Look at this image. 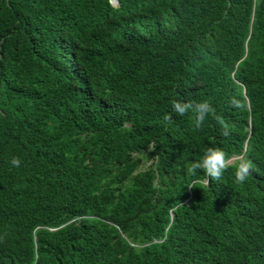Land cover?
<instances>
[{
  "label": "trees",
  "instance_id": "1",
  "mask_svg": "<svg viewBox=\"0 0 264 264\" xmlns=\"http://www.w3.org/2000/svg\"><path fill=\"white\" fill-rule=\"evenodd\" d=\"M0 264H264V0H0Z\"/></svg>",
  "mask_w": 264,
  "mask_h": 264
},
{
  "label": "clouds",
  "instance_id": "2",
  "mask_svg": "<svg viewBox=\"0 0 264 264\" xmlns=\"http://www.w3.org/2000/svg\"><path fill=\"white\" fill-rule=\"evenodd\" d=\"M232 103L236 106H240L235 100ZM172 107L173 110L181 116L185 115L189 110L193 111L195 113L196 128H200L202 126L206 115L210 113L214 114V109L207 101L199 102L196 104V107L193 108L192 103H181L179 100H176L172 102ZM165 119L171 120V117L166 116ZM217 119H219V122L224 125V134L228 135V126L221 118ZM13 163L18 165V159L14 158ZM229 167L235 168L234 175L237 183H244L253 172L252 161L246 156L242 155L233 160L219 147H209L206 149L202 159L194 161L189 171L194 175L198 169L203 170L208 178L219 181L222 178L223 173Z\"/></svg>",
  "mask_w": 264,
  "mask_h": 264
},
{
  "label": "water",
  "instance_id": "3",
  "mask_svg": "<svg viewBox=\"0 0 264 264\" xmlns=\"http://www.w3.org/2000/svg\"><path fill=\"white\" fill-rule=\"evenodd\" d=\"M113 2L115 3V2H117V0H113Z\"/></svg>",
  "mask_w": 264,
  "mask_h": 264
}]
</instances>
